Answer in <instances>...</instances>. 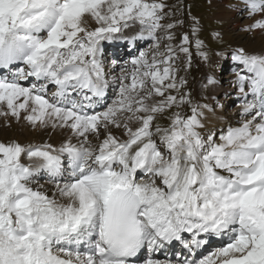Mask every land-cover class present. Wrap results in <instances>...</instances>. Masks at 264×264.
<instances>
[{
	"label": "snow or ice",
	"instance_id": "snow-or-ice-1",
	"mask_svg": "<svg viewBox=\"0 0 264 264\" xmlns=\"http://www.w3.org/2000/svg\"><path fill=\"white\" fill-rule=\"evenodd\" d=\"M226 7L264 36V0ZM172 16L165 0H0V117L66 134L0 142V264H135L144 250L142 264H264V49L232 50L240 119L217 131L215 107L185 91L193 40L173 43ZM118 41L151 44L106 63ZM173 245L175 260L154 258Z\"/></svg>",
	"mask_w": 264,
	"mask_h": 264
},
{
	"label": "rangeland",
	"instance_id": "rangeland-1",
	"mask_svg": "<svg viewBox=\"0 0 264 264\" xmlns=\"http://www.w3.org/2000/svg\"><path fill=\"white\" fill-rule=\"evenodd\" d=\"M215 1L216 0H212V3L209 4V0H165V3L168 5L169 9H171V11L173 12V16L171 17V20H180V19L184 20V25L182 27H177L174 30L176 39L173 41V43L178 44L180 42V36L185 32L188 33L190 39L193 40V46H191L190 48L192 53L191 68L187 72L183 71V61L186 59V57L183 54H180L181 62L178 64V67L181 69L179 74L181 76L186 77L188 81L185 91L190 92L192 99L200 103H209L215 107L219 106L218 103H224V107L221 113L226 115L225 116L226 122L222 126L215 127V129L219 131L221 127H227L229 123L235 125L237 121L240 119L237 110V105L240 103V100L238 99V92H235L234 97L233 96L230 97V95L234 93L235 88L232 87L230 92H225V91H226V87L232 86V84H230L229 76L231 77L234 76V73L237 70H239L240 67L231 60V52L233 49L241 46H236L237 45L236 41H234L235 36L237 34L236 32L235 34H233L232 38H229L228 40L225 38L227 36L225 32H227L230 29V26H228L229 20L225 19L229 16V11H225L224 13L222 11L223 9L220 8L218 4H215ZM181 6L183 7L182 12H181ZM189 14L192 17L198 18L199 20L202 30L199 32L198 36L200 39L204 41L205 44L204 50L207 51L211 57L212 63L210 66L204 64L201 61L200 57L196 54L197 50L194 46L195 37H192L191 35L192 21L189 18ZM241 16L242 15L238 14V17L241 18L240 24L243 25L246 18ZM217 21H222V23H217ZM240 30L241 29H239L238 34L240 33ZM214 31L221 33L223 37L222 42L218 40H214L212 38L211 33ZM258 34L259 33L252 35L245 32L244 35L245 41L242 40L241 43L244 44L246 42L245 44L249 45L255 43L256 40L260 39L262 41V42L259 41L260 44L264 46V36ZM150 44L151 41L140 42L137 48L135 49V51L133 52L126 43L118 41L113 45L107 46L106 55L108 57V60L106 61V63H110L112 59H117L120 63H123V61L130 59V55H129L130 52L132 54H138L140 50H147ZM116 50H118V54L116 53ZM217 52H223L224 55L222 57L216 56ZM116 72L118 74L119 72L118 68ZM209 74H214L215 78L219 81V89L217 90V92L215 91L216 88L214 91H208L203 88V85L206 83L207 76ZM226 93L227 95H225ZM213 95L217 96L216 101L218 103L217 102L213 104L211 103L213 101L211 99V96ZM205 96L209 97V99L207 100L204 99ZM113 97H114V92L112 89H109L107 102L110 103ZM231 98L233 100H231ZM173 111H175V109H173ZM184 111L187 112L186 107ZM157 123L166 126L167 120L160 118L158 119ZM20 126H17V131H21ZM31 133L32 132H30L29 135L19 133L17 134L18 137H14L12 138V140L13 139L18 140L21 143H36L38 139H39V143H43L46 141V138L39 137L40 133H38L36 137H34L32 135L33 133L32 134ZM8 141H4L0 136V142H8ZM45 177L46 176L38 175L36 181L37 182L40 181L42 183Z\"/></svg>",
	"mask_w": 264,
	"mask_h": 264
},
{
	"label": "bare ground",
	"instance_id": "bare-ground-1",
	"mask_svg": "<svg viewBox=\"0 0 264 264\" xmlns=\"http://www.w3.org/2000/svg\"><path fill=\"white\" fill-rule=\"evenodd\" d=\"M227 3H228V0H216L215 1V4H218V6L223 9L222 11L224 13H225V11H229V16L227 18H225V19H228L229 20L228 21L229 22V25L228 26H230V29L227 32H225L226 35H227L225 38L227 40L229 38H232L233 34H235V32H236L237 34H236L235 39H234V41H236V44H237L236 46H241V47L245 48V50H247L249 52H258L261 49H264V46L260 44V42H262L260 39L256 40L255 43L249 44V45L248 44H245L246 42L244 44L241 43V41L244 40V38H245L244 37L245 32H243V31L240 30V33L238 34V31H239V29H242V27L245 24L249 23V21L247 19H245V21H244L245 24L243 23V25H241L240 24L241 23L240 22L241 18L238 17V14L235 11L230 10V9H228L226 7ZM116 53L118 54V50H116ZM233 79H234V76H232V77L229 76L230 84H231V81ZM232 87H233V85L226 87V91L225 92H230L231 89H232ZM218 89H219V83L217 84L215 91L217 92ZM235 92H238L236 90V88L234 89V93L231 94L230 97L231 96L234 97L235 96ZM232 98H231V100H233ZM216 100H213L211 103L213 104V103L217 102ZM218 104L219 105H223V107H224V103H218ZM223 107H221V108H220V106L215 107V114H212V113H209L208 114V120L206 122L209 124V126L218 127V126H222L226 122V117H225L226 115H224L223 113H221ZM8 119L10 121V126H8V125L6 126V124H5V118L4 117H0V136H1V138L4 141L12 140V138L18 137L17 134H19V133H23L25 135H29V133L32 132L33 134L32 133L31 134L34 137H36V135L38 133H40V136H39L40 138H46V141L47 142L58 145L62 141V139L64 138V136L66 135V134H63L62 135L59 130H57V131H53L51 129H47V130H32L27 125H25L22 121L20 123H17L16 121L12 120L11 117H9ZM20 125H22V126H20ZM17 126H20L21 127V131H17ZM36 143H39V139L36 141ZM37 178H38V176L36 177V179ZM46 179H47V177H45L43 179L42 183L40 181L37 182L36 186H39L41 184H45ZM49 194H51V193L49 192ZM222 244H223V241L213 239L208 244L209 245L208 249H206L204 252L203 251H200L199 252L200 254H199L198 258H201L203 256L209 255L217 247L222 246ZM181 251H182L181 247L179 245H177V246L171 247L169 249H166L165 251L159 252L160 255H162L163 257L156 256L154 254V258H157V259H160V260H163L165 258L175 260L177 258L176 254L178 252H181ZM146 257H147V254L145 256H141L137 261H135V264H142L143 260Z\"/></svg>",
	"mask_w": 264,
	"mask_h": 264
}]
</instances>
